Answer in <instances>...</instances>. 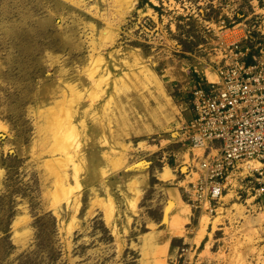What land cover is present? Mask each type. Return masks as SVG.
<instances>
[{
	"label": "rangeland",
	"instance_id": "374dc122",
	"mask_svg": "<svg viewBox=\"0 0 264 264\" xmlns=\"http://www.w3.org/2000/svg\"><path fill=\"white\" fill-rule=\"evenodd\" d=\"M149 1L0 0V264H264V183L239 168L213 212L194 209L201 151L180 140L194 80L231 35L264 32V0Z\"/></svg>",
	"mask_w": 264,
	"mask_h": 264
},
{
	"label": "built area",
	"instance_id": "2783aa9c",
	"mask_svg": "<svg viewBox=\"0 0 264 264\" xmlns=\"http://www.w3.org/2000/svg\"><path fill=\"white\" fill-rule=\"evenodd\" d=\"M230 38L224 62L214 68L216 79L194 80L191 116L180 128L183 146L201 151L186 168L191 206L209 213L237 169L264 183V32ZM257 192L262 194L264 185Z\"/></svg>",
	"mask_w": 264,
	"mask_h": 264
},
{
	"label": "bare ground",
	"instance_id": "6f19581e",
	"mask_svg": "<svg viewBox=\"0 0 264 264\" xmlns=\"http://www.w3.org/2000/svg\"><path fill=\"white\" fill-rule=\"evenodd\" d=\"M72 1V0H71ZM116 2H120V8L117 11H121L122 8H127V7H131L133 5L134 0H115ZM78 2V0H77ZM77 4V3H76ZM97 11V10H96ZM124 13V12H123ZM122 14V13H121ZM92 60V59H91ZM93 66V65H92ZM212 72H210L208 69H204L203 74L207 77L208 80L213 81L216 79V75ZM102 78V77H101ZM97 81L98 79L95 78ZM94 83V82H93ZM74 96V95H73ZM76 102V101H75ZM67 107V106H66ZM64 109V108H63ZM75 110V109H74ZM73 108H69V109H64L62 116L64 117L62 119V117L58 120L57 124H58V128L59 130H61V134L63 136V142L59 145V148L61 153L65 156L68 157V159L70 158L71 160L73 159V157L71 158V150L75 151V149H77L79 143H78V131L76 129L75 123L72 121V117L74 114ZM73 154V153H72ZM75 155V154H74ZM73 161V160H72ZM251 164H253V166H257L258 162L257 161H252ZM58 166V165H57ZM62 166V165H61ZM78 166V165H77ZM79 168V166L77 167ZM60 169L57 170V174L61 175V172L59 171ZM75 170H79V169H75ZM64 174V173H63ZM161 176L163 178H171L172 175L169 174V172L165 171L161 173ZM62 179V178H61ZM60 181V180H59ZM62 181V180H61ZM62 183V182H61ZM134 197L131 198L130 200V204L135 207L136 202L139 198V190L134 188ZM173 203H171L172 205ZM174 206V205H173ZM243 212V208L239 207L238 208V215L242 214ZM185 219V218H184ZM209 218L207 216H201L200 220H199V226L200 229L197 231L198 235L196 237V241L199 242L203 236L207 233L206 229H207V224L209 223ZM216 219V218H215ZM186 220V219H185ZM182 221V220H181ZM179 221V222H181ZM212 221V220H211ZM183 222V221H182ZM215 223V222H214ZM260 225V224H259ZM182 226V225H181ZM250 241V239H249ZM252 242V241H251ZM239 246H241L242 248H239V250H237V260L241 261L243 259V256L246 252L251 251L252 250V244H246L244 245V242L239 243ZM238 246V247H239Z\"/></svg>",
	"mask_w": 264,
	"mask_h": 264
},
{
	"label": "trees",
	"instance_id": "16d2710c",
	"mask_svg": "<svg viewBox=\"0 0 264 264\" xmlns=\"http://www.w3.org/2000/svg\"><path fill=\"white\" fill-rule=\"evenodd\" d=\"M141 3H146V4H148L150 7L155 8V9L158 8L157 6L153 5L149 0H141ZM196 78H197V76H196Z\"/></svg>",
	"mask_w": 264,
	"mask_h": 264
},
{
	"label": "crops",
	"instance_id": "0c3cea01",
	"mask_svg": "<svg viewBox=\"0 0 264 264\" xmlns=\"http://www.w3.org/2000/svg\"><path fill=\"white\" fill-rule=\"evenodd\" d=\"M196 78V77H195ZM198 78V77H197Z\"/></svg>",
	"mask_w": 264,
	"mask_h": 264
}]
</instances>
